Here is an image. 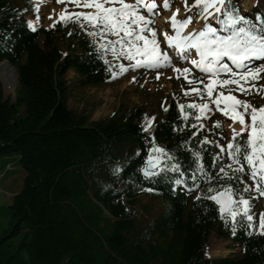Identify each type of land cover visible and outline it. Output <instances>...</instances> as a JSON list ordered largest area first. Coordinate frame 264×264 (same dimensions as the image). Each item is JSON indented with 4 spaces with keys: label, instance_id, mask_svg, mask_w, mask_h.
Masks as SVG:
<instances>
[{
    "label": "trees",
    "instance_id": "16d2710c",
    "mask_svg": "<svg viewBox=\"0 0 264 264\" xmlns=\"http://www.w3.org/2000/svg\"><path fill=\"white\" fill-rule=\"evenodd\" d=\"M229 7L253 23L264 18V0L249 13L238 0ZM34 10V0H0V62L8 60L19 75L14 97L4 95L0 81V159L13 157L25 170L11 202L0 203V264H264V235H249L254 229L239 216L233 232L219 206L203 198L213 194L210 187H231L236 199L250 196L243 185L247 166L233 179L221 178L219 168L231 161L226 154L214 159L220 152L215 141L201 145L214 134L192 127L202 123L193 109H185L184 121L173 97L158 117L121 106L91 121L86 111L70 108L68 72L80 86H101L112 77L109 59L71 22L32 31ZM145 116L155 117L148 132ZM153 137L175 158L164 162L177 163L183 176H144ZM193 152L210 180L200 173L191 179ZM213 236L240 246L241 254L208 257Z\"/></svg>",
    "mask_w": 264,
    "mask_h": 264
},
{
    "label": "snow or ice",
    "instance_id": "6c2138e0",
    "mask_svg": "<svg viewBox=\"0 0 264 264\" xmlns=\"http://www.w3.org/2000/svg\"><path fill=\"white\" fill-rule=\"evenodd\" d=\"M42 2L43 0H35L37 13L39 4ZM57 2L66 5L70 3L76 8L91 9L88 12H69L66 6L60 13L59 20L54 21L52 27H55L58 22L64 24L77 22L81 27L87 24L93 28L94 31L88 32V35L99 36L101 40L106 41L99 45L101 50L111 52L115 59L129 62L127 66L123 63L112 65L108 60H105V63L109 64L108 70L113 79L123 75L129 69H159L171 66V57L168 51L162 50L157 31L152 27L155 23L154 17L159 15L158 9L169 10L171 0H162L160 5L156 3V0H57ZM230 3L231 0H194L189 5L185 0V11L191 12L193 8L197 9V15L205 21L204 26L200 30L193 29L186 32L185 30L193 22V17L187 16L184 19H178L180 13L177 9L168 18L174 34L162 33L163 42L167 48L174 49L181 60L192 65L191 68H173V71L177 73L176 78L183 77L190 86L188 90L184 91V95H195L206 101L204 103L179 104L182 119L184 121L189 119V113L185 109L195 110L197 114L194 119L197 122L209 118L208 114L213 112L210 104L215 106L216 111L227 117L231 121L229 127L232 137L226 146L216 145L220 152L214 157L219 162L226 154L231 161L219 168V173L222 174L221 178L233 179L235 174L245 173L246 165L248 176L253 181V185H246L244 191L254 190L264 196V105L257 108L233 94L234 92H239L242 95L264 94V85H258L259 80L262 79L260 74L264 73V65L252 66V61L264 60V18L257 17L258 23H253L241 16L238 10L229 7ZM209 18L215 20L220 28L217 29L207 23ZM29 27L32 31L36 30L31 22H29ZM109 36L115 37V39H108ZM192 50L195 51L198 59L191 58ZM225 58L231 62L232 66L224 62ZM113 67L118 71H113ZM193 68L206 74L207 81L190 79ZM221 74L226 75L227 78L221 79ZM157 79H159V75H157ZM199 85H203V87L201 88ZM154 121L155 117L145 116L143 131L148 132ZM236 124L240 125L239 130L234 126ZM214 126L218 129L222 128L219 121ZM192 127H198L199 131L203 129L204 125L202 123L198 126L193 124ZM245 133L247 139L241 143L239 138ZM197 134L193 133V136ZM200 143L203 145L210 141L204 139ZM192 155L196 160V172L193 173L191 179L195 181L196 173H200L210 180L211 177L206 175L200 153L193 152ZM174 159V156L164 148L155 144L153 137L152 147L143 169L144 176L146 178L158 176L161 172L166 171L180 173L183 176L177 163L164 162ZM226 168L231 170L233 176L229 175ZM175 183L180 185L184 181L176 179ZM198 187L199 184L194 185V188ZM194 188H189L188 191H193ZM207 192L213 194L205 195L203 198L212 200L219 206L221 219L226 223L231 222L233 232H235L239 216L247 220L249 228L254 229V232H250L249 235H264V213L260 214L258 224L254 225V217L249 214L251 208L249 200L244 199L243 196L236 199L231 187H224L223 190L210 187ZM196 199H201V196H197Z\"/></svg>",
    "mask_w": 264,
    "mask_h": 264
},
{
    "label": "rangeland",
    "instance_id": "374dc122",
    "mask_svg": "<svg viewBox=\"0 0 264 264\" xmlns=\"http://www.w3.org/2000/svg\"><path fill=\"white\" fill-rule=\"evenodd\" d=\"M243 1L244 0H238V2L240 3V8L244 13H249L253 7L261 4L262 2V0H247L248 3L245 9L242 6ZM182 2H184L183 6L181 5ZM193 2L194 0H187V3L189 5H191ZM156 3L160 5L162 3V0H156ZM176 4L179 6L181 5V7L185 9V0H171L170 9H172ZM66 6L69 12L91 11V9L76 8L70 3L67 5L64 3H58L57 0H43V2L39 4V12L37 13L34 10L31 14H29L28 21L31 22L35 28L39 25L49 27L54 23V21L59 20L60 13L65 9ZM36 7L37 4L35 3V8ZM170 9L162 10V8H159L158 11L162 10L159 12V15L162 12L170 11ZM159 15L154 17L155 23L152 25V27H154L156 30H158L156 19ZM185 15L186 17L192 16L193 22H195L198 16L197 9L193 8L191 12H186ZM37 17L39 18L37 19ZM207 23L211 24L217 29L220 28L216 21L211 18H209ZM71 26L79 31H84L87 35L88 32L94 31V29L87 24H84V27H81L79 23L71 22ZM90 37L93 40L97 41L99 45L101 43H106V41L101 40L99 36ZM108 39H115V37L109 36ZM60 46L62 49H64L65 43H61ZM101 51L109 59L112 65L123 63L125 66H127L129 63L127 60L115 59L112 56L111 52H104L103 50ZM177 61L179 63H172L169 67H161L159 69H129V71H127L123 75H120L116 79H113L111 77L106 84L101 86H80L77 81L78 76L76 75V73L74 71H69L67 74L70 86V97L68 102L69 107L77 112H81L84 110L90 116L91 121H97L109 117L121 106H124L127 109H132L134 107L140 106L151 110L153 116L158 117L160 116L161 111L166 107L168 100L171 97L178 100L179 104L206 102L195 95H184V91L188 90L190 86L183 79V77L179 79L176 78L177 73L173 71V68H184L189 66H187L185 62L179 60ZM224 62L229 63V65L232 66L230 62ZM261 65H264V60L257 62L256 64L252 63L253 67ZM194 70L195 68H193L192 76L189 77L190 79H204L205 81H207L206 74H200L198 72H195L196 70ZM114 71H118V69L115 68ZM157 75H159V79H157ZM260 75L262 79L259 80L258 85H264V73H261ZM2 76L6 79L8 77V72H3ZM133 78L135 79L133 80ZM220 78L225 79L227 78V76L221 74ZM17 86L18 84L15 83L14 78L10 76V78L7 79L6 83L2 84L4 95L6 97H14ZM199 86L201 88L203 87V85ZM233 94L236 95L237 98L247 101L257 108L264 105V94L257 95L253 93L251 95H242L239 92H234ZM210 107L213 108V112H211L209 118H206V120L204 119L203 122V125L208 129V131L214 134L213 138L210 137L208 139L209 141H215L220 146H226V144L231 140L232 137V132L229 128L230 120L228 118L223 117V115L219 111H216L214 105L210 104ZM217 121L222 124V131L220 130L219 132H217L216 130L214 125ZM241 138H247V134L245 133L244 136H242ZM8 164H10L11 167H8ZM24 176L25 170L20 166L17 160H15V158L7 157L0 159L1 204L11 202V193H13V191L16 192L18 189L20 190L23 185ZM13 185L16 186L14 187V189L12 188ZM243 185L244 188L246 185H253V181L249 178L248 173ZM250 192V196L244 199H247L250 202L251 208L249 214L253 215L254 219H259L260 214L264 213V196H261L258 192L254 190H251ZM213 251H217L218 254L215 256L210 255ZM240 254V246H234L229 240L222 239L216 236H213L211 238L207 247V256L210 258Z\"/></svg>",
    "mask_w": 264,
    "mask_h": 264
},
{
    "label": "bare ground",
    "instance_id": "6f19581e",
    "mask_svg": "<svg viewBox=\"0 0 264 264\" xmlns=\"http://www.w3.org/2000/svg\"><path fill=\"white\" fill-rule=\"evenodd\" d=\"M247 3H248L247 0H244V1H243V3H242L243 8L246 9V7H247ZM183 4H184V2L181 3L182 6H183ZM181 5L179 6V5L176 4L172 9H170V11L162 12V13L158 16V18H157V20H156V23H157V25H158V30H156V31H157L158 39H160V41H161V48H162V50L168 51L169 56L171 57L172 63H174V64H175V63H179V62L177 61V60H179V61L185 62L187 66L192 67V65H191L189 62H186V61H184V60H181V59L179 58V56L176 54V52H175L174 49H169V48H167V45L163 42V36H162V33H164V32H168L170 35H171V34H174L173 31H172V29H171V25H170V23L168 22V18L171 17L172 14H173L174 12H176L177 9H179V13H180L179 16H178V19H184V18H186V15H185L186 11H185L184 8L181 7ZM204 23H205V21L202 20V19H200L199 16H197L196 21L193 22L192 24H190V25L188 26V28H187L185 31H186V32H189V31H192L193 29H195V30H200V29L204 26ZM169 50H170V51H169ZM171 51H172V52H171ZM191 58H196V59H198V57L196 56L194 50H192ZM195 70H196V72H198V73H200V74H203V73H201L198 69H195ZM3 72L7 73V71H6L3 67L0 66V76H2ZM204 75H205V74H204ZM209 115H211V113L208 114V117H209ZM223 117H224V116H223ZM225 118H227V117H225ZM230 124H231V121L229 122V125H230ZM234 126L236 127L237 130H239V128H240V125H239V124H236V125H234ZM229 128H230V127H229ZM230 130H231V129H230ZM217 254H218L217 251H213L210 255L215 256V255H217Z\"/></svg>",
    "mask_w": 264,
    "mask_h": 264
},
{
    "label": "water",
    "instance_id": "95a60500",
    "mask_svg": "<svg viewBox=\"0 0 264 264\" xmlns=\"http://www.w3.org/2000/svg\"><path fill=\"white\" fill-rule=\"evenodd\" d=\"M0 66H2L8 72V77L6 79L3 76H0V81L2 84H5L7 79L10 78V76H12L14 78V81L16 84L19 83V79H18L19 75H18V71H17L16 67L11 66V64L8 60L1 61ZM146 162H147V160L145 161L144 167L146 166Z\"/></svg>",
    "mask_w": 264,
    "mask_h": 264
},
{
    "label": "crops",
    "instance_id": "0c3cea01",
    "mask_svg": "<svg viewBox=\"0 0 264 264\" xmlns=\"http://www.w3.org/2000/svg\"><path fill=\"white\" fill-rule=\"evenodd\" d=\"M14 187H16V186L13 185L12 188L14 189ZM18 190H19V189H18ZM18 190H17V191H18ZM17 191H16V192H17ZM16 192L13 191V193H11L12 196H13Z\"/></svg>",
    "mask_w": 264,
    "mask_h": 264
}]
</instances>
